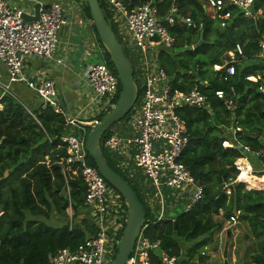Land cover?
<instances>
[{"label":"trees","instance_id":"16d2710c","mask_svg":"<svg viewBox=\"0 0 264 264\" xmlns=\"http://www.w3.org/2000/svg\"><path fill=\"white\" fill-rule=\"evenodd\" d=\"M72 1L83 3L85 15L93 21L86 0ZM99 1L118 38L110 9L105 0ZM122 1L129 11L147 2L158 3L162 17L173 5V0ZM176 4L180 9L176 17L191 18L193 24L181 23L171 29L176 48L174 53L161 54V66L174 89L189 92L198 86L208 98L202 109L187 107L178 112L190 133V144L182 161L204 187L203 200L188 212L154 223L155 215L144 200L140 185L121 172L104 149L111 131L99 142V148L111 168L130 184L143 204L145 224H149L144 235L159 240L164 251L179 259L177 264L195 260L210 264L202 250L214 242L216 234L231 218L248 226L242 240L250 241L244 248L245 258L251 255L245 260L249 264H264V190H249L244 183L235 182L240 175L236 163L244 158L252 162L256 174L264 175V157L256 155L264 150V93L260 90L264 85V55L261 56L258 46L259 39L264 38V0H257L254 7L255 11H263L260 18L244 19L238 10L226 28L210 18L197 0H177ZM94 29L104 48L95 25ZM201 35L203 45L193 50ZM237 43L243 46L245 59L235 63V75L225 81L221 63ZM178 49L183 52L178 53ZM105 60L118 76L107 52ZM251 77L260 79L253 82L248 80ZM218 90L225 92V100L216 97ZM120 93L121 85L116 103ZM33 114L36 118L11 95L0 100V264H49L60 249L75 250L99 233V228L88 220L81 219L79 226L74 222L79 219V209L85 207L87 188L78 166L66 163L68 150L62 139L79 132H67L66 119L51 106ZM131 114L132 111L123 121ZM106 115H100L99 120ZM87 131L89 134L91 128ZM245 147L250 151L246 152ZM87 164L96 167L89 155ZM121 200L128 214V205L122 197ZM69 208L74 212L72 228ZM127 214L123 215L118 241ZM240 249L243 248L239 246L236 252Z\"/></svg>","mask_w":264,"mask_h":264},{"label":"built area","instance_id":"2783aa9c","mask_svg":"<svg viewBox=\"0 0 264 264\" xmlns=\"http://www.w3.org/2000/svg\"><path fill=\"white\" fill-rule=\"evenodd\" d=\"M198 1L205 5L210 17L217 20L221 28L229 26L238 10L244 19L257 20L263 15L261 9L254 10L257 0ZM105 2L117 26L118 40L134 67L140 90L131 116L117 135L107 139L105 148L116 158L121 171L131 175L140 185L144 200L155 215L154 223H160L166 219L167 199L182 204L184 211L188 212L204 196V187L182 161L190 144V133L187 122L178 112L187 107L202 109L208 98L198 87L189 92L174 89L158 57L163 50L170 52L176 48V38L171 29L181 23L192 26L193 21L191 18L176 17L179 12L176 6H172L169 14L162 17L159 5L153 2L139 5L132 11L122 0ZM25 14L22 9L10 5L9 0H0V63L5 66L9 78V84L4 85L0 71V99L10 95L12 83H25L42 100L43 108H56L58 93L55 83L51 80H27L24 64L31 57L53 60L59 48V34L72 21L61 1L41 10L37 21H27ZM258 46L263 57L264 38L259 39ZM244 59L243 46L237 43L220 67L226 74L225 81L235 75V63ZM85 77L102 109H114L116 103L113 100L119 93L120 82L106 60L90 63ZM260 90L264 93V85ZM215 95L219 100L226 98L222 90L216 91ZM87 135L84 129L81 134L67 135L62 141L68 150L66 163L77 165V170L81 171L87 188L85 206L92 211L99 233L75 250L60 249L50 258L49 264H111L116 257L115 247L119 243L116 237L127 210L121 197L109 187L97 168L87 164ZM244 149L250 151L249 147ZM256 155L264 157V150ZM238 181L239 177L235 182ZM228 188L229 184H226L225 189ZM67 193L69 195V188ZM70 219L72 228V217ZM230 222L236 223V219L231 218ZM148 226L144 224L126 264H177L178 258L164 251L159 240L144 235Z\"/></svg>","mask_w":264,"mask_h":264},{"label":"crops","instance_id":"0c3cea01","mask_svg":"<svg viewBox=\"0 0 264 264\" xmlns=\"http://www.w3.org/2000/svg\"><path fill=\"white\" fill-rule=\"evenodd\" d=\"M57 1L62 2L65 12L69 16V18H71L70 20L72 21V23L68 27L63 29L59 34V48L55 54V58L50 61L39 59L36 57H31L29 59H26L24 64V71L26 78L29 81L42 82L46 80H51L55 83L58 94L56 100L57 106L56 108H54V110L66 119V131L69 133L79 132L78 133L79 135L82 133V130L84 129L87 130V128L92 129L93 125L96 124V122H100L101 121L99 120L100 115H102L103 113L108 114L112 111V109H109L108 111H104L102 109L103 108L102 105L99 102L95 101L96 96L94 95V90L85 77L86 68L90 63H95L97 59H101L102 61L105 60L106 51L98 41L97 34L94 29L93 21L90 20L85 15L83 10V3H76L72 0H9V3L13 7L22 9L26 13V15L34 17L36 13L37 5H39V9H40L39 11H41L44 9H48L52 4H54ZM176 1L177 0H173L172 6H176L179 9V7L176 4ZM200 4L203 5L205 8V5L203 3ZM169 11L167 12L168 14ZM206 12L210 16V13L207 10ZM179 13H180V9L178 14ZM180 18L183 19L184 17H180ZM232 51L233 50H231L230 52ZM162 53L171 54L174 52L173 50L170 52H166L163 50L162 52L158 53L160 65H161L160 57ZM229 53H227L226 56L223 58L221 66L223 64V61L229 58ZM240 62L242 61H239L238 63ZM214 68L216 67L214 66ZM218 68L219 66H217V69ZM0 71L2 73L1 82L4 85H8L9 84L8 73L6 71L5 66L2 63H0ZM10 95L18 99L24 105L25 109L34 118L36 117L34 116L33 113L38 112L41 109H45L43 108L42 100L37 96L36 92L30 89L25 83H12L10 85ZM0 97H1V90H0ZM71 121H74V123H70ZM125 123L126 121L123 122L122 120L116 124L117 128L113 129V127L115 126L114 125L109 130L111 131V136L117 135L120 132L121 126ZM104 149L107 152V155L111 159V161L114 164H116L118 169L121 171L120 167L117 164L116 158L113 156L111 152H109L105 148V143H104ZM242 161L243 162L245 161L251 167L252 162L248 158H244L242 159ZM239 170L241 171V169ZM126 175L130 179H132L131 175L129 174ZM254 177L258 179V177L256 176ZM259 177L264 178V175ZM134 182L136 183L135 179ZM238 182L243 183L241 181ZM180 205L182 206V204ZM70 209L73 212V209L72 208ZM78 215H79L78 216L79 219L74 220L75 225L79 226L81 219L88 220L89 223L95 224L94 215L88 207L85 206L84 208L79 209ZM238 223H239L238 220H236V223L227 221L222 231H227L226 234L229 235L230 231H228L226 224L227 225L229 224L230 226H237ZM249 242L248 241L246 242L248 244L245 247L242 246L244 245V243H242L240 247H242L243 249H240V251L238 252L241 253V251H243L244 248L246 249L248 245H250ZM226 247H228V245H226ZM236 247L235 246L232 247L235 251L234 254H232V257L237 258ZM242 258L243 260L241 259L240 256L239 261L246 262L244 259L245 250Z\"/></svg>","mask_w":264,"mask_h":264},{"label":"water","instance_id":"95a60500","mask_svg":"<svg viewBox=\"0 0 264 264\" xmlns=\"http://www.w3.org/2000/svg\"><path fill=\"white\" fill-rule=\"evenodd\" d=\"M86 2L89 6L99 38L110 56L121 85L120 97L115 108L92 127L87 137L86 150L88 155L93 159L100 175L120 194L129 207L125 229L117 245V254L111 263L126 264L143 230L146 213L143 204L139 201L130 184L109 165L99 148V142L114 125L122 121L133 110L138 100L139 88L134 77L135 72L132 62L125 54L116 34L109 26L101 8L100 1L86 0ZM39 10V5H37L35 16L32 17L25 14V19L27 21H37L40 15ZM203 42L201 35L199 43L193 49L196 50L201 47ZM226 254L225 252V256Z\"/></svg>","mask_w":264,"mask_h":264},{"label":"rangeland","instance_id":"374dc122","mask_svg":"<svg viewBox=\"0 0 264 264\" xmlns=\"http://www.w3.org/2000/svg\"><path fill=\"white\" fill-rule=\"evenodd\" d=\"M181 52H183V51L178 49V53H181ZM101 62H103L101 59H97V61H95V63H101ZM133 64H134V62H133ZM255 79H257V78H253V80H255ZM94 95H95V93H94ZM116 101H117V98H115L113 100L114 103H116ZM114 128H117V125H115L113 127V129ZM225 146L231 147L229 144H226ZM241 161H242V159L238 160L236 163L237 167H239L238 169H241L244 166L241 164ZM244 164L247 165L246 162ZM251 167H252V170H251ZM251 167H250V174L253 177L254 176L258 177V179L261 178V177H259V174H256L254 165L251 164ZM240 174H241V171H240ZM243 183L247 186V188L249 190L250 189H252V190H264V186H261V187L258 186V187L250 188L251 186L248 183H246L245 181ZM183 211H184L183 206H181L180 204H175V203H173L172 200L167 199L166 216H165L166 219L176 217L177 215H179ZM68 214L70 215V217L73 216V212L71 211L70 208L68 210ZM226 227H227L228 231H230L229 235L226 234L227 231H221L220 233H217L216 237L214 239V242L210 246H207L206 248H204V250H202L205 253V257L207 258L206 262L210 263V264H249V262L246 260H245L246 262L239 261L240 256H241V259L243 260L242 257L244 255L245 249L243 251H241V253H237V258L232 257V254H234V252H235L234 249L232 248L233 246H235V247L237 246V248H238L242 243H244V245H242L244 247L247 246V244H248V243H246L247 241L244 242V240H242L243 236L248 231L247 226L245 225L244 222H239L237 224V226H230L229 224L228 225L226 224ZM214 244H215V246H214ZM226 245H228V247H226ZM216 248H217V251H216ZM225 251L227 253L226 256H225ZM250 255L248 257H246L247 260L250 259ZM246 258H244V259H246ZM235 259L237 260V262ZM186 264H202V263L199 262L198 260H195L192 263H186Z\"/></svg>","mask_w":264,"mask_h":264},{"label":"bare ground","instance_id":"6f19581e","mask_svg":"<svg viewBox=\"0 0 264 264\" xmlns=\"http://www.w3.org/2000/svg\"><path fill=\"white\" fill-rule=\"evenodd\" d=\"M245 162L241 161V164L244 165L242 168H241V174L239 175V179L240 181L242 182H246L248 183L251 187L250 188H254V187H261V186H264V178L261 177L259 179H256L255 177H253L251 174H250V166L247 164L245 165L244 164ZM252 190V189H250Z\"/></svg>","mask_w":264,"mask_h":264}]
</instances>
